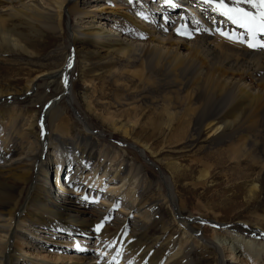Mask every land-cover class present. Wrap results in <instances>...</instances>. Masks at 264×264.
Returning a JSON list of instances; mask_svg holds the SVG:
<instances>
[{
  "label": "bare ground",
  "instance_id": "bare-ground-1",
  "mask_svg": "<svg viewBox=\"0 0 264 264\" xmlns=\"http://www.w3.org/2000/svg\"><path fill=\"white\" fill-rule=\"evenodd\" d=\"M224 2L234 6L233 0ZM218 5L219 0H157V4L154 0H0V186L5 197L0 200V264H173L183 255L184 264L264 262V254L253 251L254 239L245 242L230 237L225 241L223 233L227 231L216 225L222 221L221 213L212 221L211 234L200 221L184 217L187 205L159 166L155 180L158 197L141 202L148 172L156 166L146 153L154 152L148 145L128 147L135 148V153L123 148L133 157L128 167L114 150L112 138L105 141L90 118H99L125 137L137 136L143 131L136 127L140 107L161 102L167 115L162 126L169 138L178 142L183 132L199 136L205 132L212 145H225L213 157L228 155L237 161L243 152L253 162H260L256 178L264 169V47L250 48L241 42V34L244 40L249 39L245 29L232 23ZM239 6L255 11L246 3ZM65 16L73 39L84 37L105 45L116 55V62L127 67L111 70L112 66L98 67L85 57L80 59L83 70L77 79L90 92L82 94L85 112L73 92L75 55L62 63L29 61L26 66L10 56L31 53L18 33L26 30L22 24L61 34ZM258 41L264 42V34ZM95 66L104 74L90 75L92 70L99 71ZM9 71L11 76H15L14 71L21 74L5 78ZM122 75L131 78L123 80ZM21 78L23 88H18ZM52 83L55 97L45 103L42 115L47 126L39 134L33 113L38 92L29 100L33 106L21 105L16 96L41 84L46 95ZM107 85L116 105L131 110L132 116H117L102 104L110 96L104 90ZM239 99L247 104L242 100L235 106ZM67 106L75 117L68 116ZM144 124L154 125L155 121L147 119L141 128ZM166 135L164 138L170 140ZM168 165L176 168L172 161ZM205 174L204 170L202 177ZM132 179L136 180L134 188L126 189ZM257 187L254 180L247 185L253 199ZM192 197L199 202V195ZM162 205L172 212L177 224L173 228L179 234L174 247L155 262L150 258L153 243L138 248V252L130 242L147 231ZM214 207L213 211L220 208ZM37 208L58 218L69 215L81 223L104 219L119 225L125 237L114 241L98 231L62 224L58 219L43 221ZM261 218L264 221V216ZM243 220L257 224L256 217ZM42 230L46 238L58 236L69 248L61 245L51 253ZM215 235L222 238L223 247L215 243ZM228 247L230 259L225 254ZM26 248L45 254L37 252V261L29 255L24 260ZM198 254L201 259L196 258Z\"/></svg>",
  "mask_w": 264,
  "mask_h": 264
},
{
  "label": "rangeland",
  "instance_id": "rangeland-1",
  "mask_svg": "<svg viewBox=\"0 0 264 264\" xmlns=\"http://www.w3.org/2000/svg\"><path fill=\"white\" fill-rule=\"evenodd\" d=\"M154 1L155 4H157V0ZM103 4L105 3L103 2ZM158 5L160 6V4ZM64 19L61 34L58 32H49L43 27L33 30L29 25H27V23L22 24L26 30L18 33L22 41L27 44L28 48H30L31 53L22 55L12 53L14 56H10L13 57L12 61L16 60L21 63L22 66H26L25 63H28L29 61L36 63L41 62L44 64L62 63L66 58L75 55L72 62L73 67L75 63L74 61H76L73 74L74 77L72 78L73 92L78 96L79 103L82 107L81 109L85 112L84 107L82 106V94H88L90 92L84 90L83 82L77 79V75L83 70V67H81L83 64H80V59L85 57L86 59L91 60L94 65H98V67L100 65L107 67L112 66L111 70H117L119 67L127 69V67L119 65V63L116 62V55L112 53V50L106 48L105 45H98L97 41H93L88 38L85 39L84 37H77L76 39H73L67 25L68 17L65 16ZM1 48L3 50L7 49L6 46H1ZM7 51L8 50H6V52ZM79 55L81 56L79 57ZM109 62H113V64L108 65ZM98 67L95 66V69H99ZM100 72L102 75L104 74L103 69H99V71L96 72L95 70H92L90 75L96 76L101 74ZM13 73L15 76H11L12 71H9L5 74V78L13 79L21 74H16V71ZM130 78V75H122L123 80ZM20 81L21 82L18 81L19 83H17V87L23 88V79L21 78ZM54 87V83L48 85L46 95H44L45 89L41 84L39 87H36L35 90H30V92L26 94L20 93L19 96H16V99L21 105L33 106L29 100L36 93V91L38 92V96L35 98L36 101L33 106V113H35L36 116V128L38 129L39 134L42 133L44 125H46L43 121V108L48 100L55 97V95L54 97L52 95L54 94ZM104 88L105 93L109 92L108 95L112 93L109 91V85ZM121 92L122 90H118V93ZM242 100L244 101V104H247L244 99H239L235 103V106L241 105ZM62 104L66 105L65 102H62ZM102 104L109 107L117 116L126 117L133 115V112H130L131 110H128V108L126 109L125 106L116 105L114 98L111 95L109 97H105ZM163 105V103L158 102L143 104L140 107V122L136 125V127L143 131L137 136L130 135L125 137L120 131L111 129L104 122L99 120V118L97 119L93 116H90L91 123L96 130L103 132L101 134L106 137L105 141L110 142L108 138H112L111 143L114 146V150L116 149V151L121 154L128 167L130 166V162L133 161V157L126 153L123 148L133 146L140 148L143 145H148L154 152L153 155L146 153L156 166L154 165L152 170L148 172L149 178L147 182H145V187L141 195V202L146 199L152 202L158 197L159 192L157 186L155 185V180L158 177L157 170L160 167V169L173 180V186L179 191L178 194L180 193L179 198L181 202L186 203L187 205L183 211L184 217L192 219L193 221H200L202 226L207 227V234H211V230L213 228L211 226H214L212 221H214L216 214L221 213L218 216L222 221H219L220 224L216 225H219L222 230L227 231L223 233L226 237L225 241H227V238L230 237L232 239L236 238L240 241L244 240L245 242L254 239L255 245L252 247L254 249L253 251H260V254H264V221H262L263 218H261L264 216V169L260 171L258 175L255 174L256 178L253 177L254 173L259 170L260 162H253L247 158L243 152L241 158L237 161L232 160L228 157V155L213 157V153L221 151L225 145H212L211 140L208 138V134H205V132L201 133L200 136L198 133L193 131H189L190 133H187L186 135L183 132L181 140L175 142L176 139L172 140L169 138L166 127L162 126L163 120L167 119V115L162 110ZM66 110L69 111L67 113L69 117L72 118L76 116L74 112H72L70 106H67ZM157 112L160 114L156 115ZM147 119L155 121V124H144V127L141 128L142 124L147 121ZM165 134H167L166 137L170 140L164 138ZM128 150L133 152L136 149L128 148ZM204 154H208V156L206 158H202L205 156ZM171 161L176 164L175 169L168 165ZM204 170L206 171L204 176L205 178L201 175ZM252 180H254L258 186L254 199L247 193V185H249ZM130 183L131 185L127 186L126 189H133L136 184V180L132 179L130 180ZM3 189V186H0V200L5 199V197H3ZM194 193L199 195V202L192 197V194ZM185 196L187 197V200L184 199ZM203 204H206L207 208L203 207ZM215 204L220 208L219 210L213 211ZM193 208H198L199 210ZM34 210L35 209H32V211ZM36 211H38L41 215L43 221H54L58 219L62 224L74 225L81 229H87L93 232L98 231L103 237L110 238L114 241H121L125 237V233L119 225L117 226L112 222H106L104 219H96L81 223L79 219L72 218L69 215H62V217L58 218L54 213H49L44 209L37 208ZM255 217L257 219V224L253 221L243 220H255ZM173 220L174 216L172 215L169 207L162 205L158 209V212L152 223L149 225L147 231L132 240L130 242V246L134 251H138V248L143 249L146 248L147 245L151 246L153 243L155 246H152L150 258L151 260L158 262L161 260L163 254H167L168 251L174 247L175 238L179 234L176 233L173 228L177 225ZM259 226L262 228L260 229ZM98 228L99 230H97ZM40 232L45 234V230ZM40 232H37L36 235H39ZM0 237H2V234H0ZM215 237L217 238L215 243L219 247H223L221 246L222 242H220L222 238L218 239V235H215ZM56 238L58 242L56 241ZM44 241L45 245H49V247H51V253H53V249L58 250L57 248L61 245H65L69 248V244H67L68 242L62 241V239L58 236L54 237L53 235L51 239H48L45 234ZM26 250L24 260H27L26 258L30 257V259L37 261L40 258L39 256H36L37 252H39L41 256L45 254L40 250H37L36 252L33 248H26ZM181 250H184V247H182ZM225 254L226 258L228 259L229 257L230 259L229 247L227 253ZM237 255H239V253ZM240 255L242 256V254ZM200 257L201 254L196 256V258L201 259ZM184 258L185 255L173 264H184ZM258 264H264V262L260 261Z\"/></svg>",
  "mask_w": 264,
  "mask_h": 264
},
{
  "label": "snow or ice",
  "instance_id": "snow-or-ice-1",
  "mask_svg": "<svg viewBox=\"0 0 264 264\" xmlns=\"http://www.w3.org/2000/svg\"><path fill=\"white\" fill-rule=\"evenodd\" d=\"M166 2L171 3V0H166ZM208 2L211 3L212 0H208ZM241 3L251 5L255 11L246 10L245 8L240 7L239 5ZM233 5L234 6L229 7L224 0H219L218 7L223 11L224 15L232 21V23L245 29L249 39L244 40V34H241L239 37L241 42L247 43L250 48L264 47V42L258 41V36L264 34V0H233ZM221 34L230 38V34L228 33L222 32ZM65 82L67 83V81ZM97 230H99V228Z\"/></svg>",
  "mask_w": 264,
  "mask_h": 264
}]
</instances>
